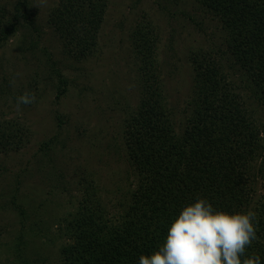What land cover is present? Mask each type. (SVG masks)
Instances as JSON below:
<instances>
[{
  "label": "rangeland",
  "instance_id": "374dc122",
  "mask_svg": "<svg viewBox=\"0 0 264 264\" xmlns=\"http://www.w3.org/2000/svg\"><path fill=\"white\" fill-rule=\"evenodd\" d=\"M107 1L98 45L78 59L49 23L60 0H0L6 18L18 3L31 17H19L16 33L0 41V121L26 132L18 150L0 152V264H61L60 248L69 240L65 220L82 205L87 182H95L112 216L121 213L136 183L123 134L140 99L132 50L139 27L156 39L163 88L180 123L189 113L194 59H215L237 84L242 77L231 69L219 20L198 0ZM25 91L34 92L36 102L17 111L16 97ZM249 104L264 123V104ZM257 176L252 182L262 195L264 179Z\"/></svg>",
  "mask_w": 264,
  "mask_h": 264
},
{
  "label": "trees",
  "instance_id": "16d2710c",
  "mask_svg": "<svg viewBox=\"0 0 264 264\" xmlns=\"http://www.w3.org/2000/svg\"><path fill=\"white\" fill-rule=\"evenodd\" d=\"M198 1L225 32L231 69L242 75L239 83L215 59H194L189 113L180 123L163 88L155 37L146 27L134 32L140 99L125 120L123 149L136 183L121 213L112 216L95 182H87L82 205L65 220L69 240L60 248L61 264H139L140 255L159 250L171 223L197 198L228 214L255 211L258 240L247 255L258 254L264 264V193L252 182L257 174L264 179V162L258 164L264 123L249 104L251 99L264 104V0ZM21 7L16 5L12 19L0 9V41L16 33L19 17L31 18ZM107 7V0H60L52 9L49 23L72 56L86 58L96 49ZM25 135L18 124L0 121V152L18 150Z\"/></svg>",
  "mask_w": 264,
  "mask_h": 264
},
{
  "label": "clouds",
  "instance_id": "9594fccd",
  "mask_svg": "<svg viewBox=\"0 0 264 264\" xmlns=\"http://www.w3.org/2000/svg\"><path fill=\"white\" fill-rule=\"evenodd\" d=\"M15 82V78L10 80V85ZM35 102V93L25 91L16 97L15 107L20 111L22 105ZM257 224V213L251 209L228 214L197 198L171 223L159 250L140 255L139 264H261L258 254L247 255V249L258 240Z\"/></svg>",
  "mask_w": 264,
  "mask_h": 264
}]
</instances>
